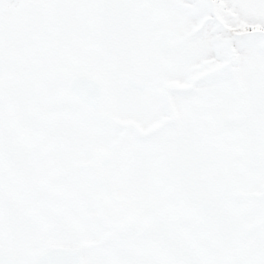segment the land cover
<instances>
[{
	"label": "snow or ice",
	"instance_id": "1",
	"mask_svg": "<svg viewBox=\"0 0 264 264\" xmlns=\"http://www.w3.org/2000/svg\"><path fill=\"white\" fill-rule=\"evenodd\" d=\"M0 264H264V0H0Z\"/></svg>",
	"mask_w": 264,
	"mask_h": 264
}]
</instances>
